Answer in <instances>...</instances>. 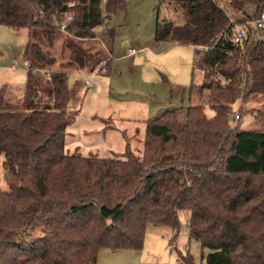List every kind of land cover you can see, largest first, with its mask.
<instances>
[{
    "label": "trees",
    "instance_id": "16d2710c",
    "mask_svg": "<svg viewBox=\"0 0 264 264\" xmlns=\"http://www.w3.org/2000/svg\"><path fill=\"white\" fill-rule=\"evenodd\" d=\"M157 1L183 19L157 22L154 39L194 46L202 80L187 91L206 89L213 113L197 103L159 110L143 119L141 154L125 139L104 157L64 146L75 112L68 103L82 85L67 76L97 70L104 58L107 68L95 30L112 35L107 19L127 0H0V24L24 31L28 65L16 96L0 85V264H94L99 248L140 250L148 225L170 229L177 263L194 264L175 246L180 211L202 264H264V28L261 37L250 25L241 41L230 39L264 0H227L229 11L217 0ZM248 99L257 103L245 109L253 126L241 127L240 113L230 125L237 101Z\"/></svg>",
    "mask_w": 264,
    "mask_h": 264
},
{
    "label": "rangeland",
    "instance_id": "374dc122",
    "mask_svg": "<svg viewBox=\"0 0 264 264\" xmlns=\"http://www.w3.org/2000/svg\"><path fill=\"white\" fill-rule=\"evenodd\" d=\"M217 1L229 11L227 0ZM248 10H251L250 5ZM182 19V13L169 2L127 0L124 10L116 11L107 19V25L113 29L112 35L105 33L101 26L97 27L95 44L102 46L105 54L110 55V65L107 71H86L79 76L75 73L78 70H73V75L67 76L68 83L76 74L89 81L88 86L78 88L77 98L68 103V108L75 110L64 133V146L69 151L77 146L84 155L111 156L115 151H122L125 139H128L130 148L141 154L143 119L157 111L197 103L204 106L206 114L213 113L206 89L192 94L187 91L190 82L199 83L202 80V72L193 62L194 47L171 40H156L153 36L157 22L180 23ZM62 38L59 35L54 39V66L59 63ZM23 42L24 31L14 32L0 24V85L7 84L5 94L8 97L16 96L25 80L26 62L21 54ZM129 46L136 49L134 53L126 52ZM12 56L17 57L18 67H4ZM240 105L243 112L239 109ZM253 105L257 103L251 99L244 103L237 101L231 110L240 113L241 127L253 126L252 115L245 111ZM229 119L230 125L236 122L231 115ZM0 176V186L6 187L1 166ZM178 219L176 248L187 251L194 264H202L198 241L187 235L186 213L180 211ZM169 235L167 227L148 225L140 264H177L176 250L170 249L168 244Z\"/></svg>",
    "mask_w": 264,
    "mask_h": 264
},
{
    "label": "built area",
    "instance_id": "2783aa9c",
    "mask_svg": "<svg viewBox=\"0 0 264 264\" xmlns=\"http://www.w3.org/2000/svg\"><path fill=\"white\" fill-rule=\"evenodd\" d=\"M66 23H67V21L63 20L61 22L59 28L62 30L65 27ZM250 25L255 27L256 30H258V36L259 37L263 36L264 7L260 10V12L257 14V16H255L254 18L244 19L243 22L239 26L235 27L233 29V31L231 32V34H230V39L233 42L241 41L243 39V37L245 36V28L250 26ZM126 52L128 54H132V53L135 52V48L129 46V47L126 48ZM106 60H107V58H104V59L100 60V62L98 63L97 69H103L104 66H105ZM4 66L6 68H13V69L18 67V59H17V57L16 56H12L11 59L4 64ZM27 67H28V65L25 64L24 68L26 69ZM31 72L33 74L40 75L42 77L48 76V71H46V69L39 68V67H32L31 68ZM77 73L79 75H84V71H78ZM82 85H84V86H88L89 85V81H88V79L86 77L82 78ZM231 116H232V119L236 120L239 117V112L238 111L231 112ZM0 179H1V176H0Z\"/></svg>",
    "mask_w": 264,
    "mask_h": 264
},
{
    "label": "crops",
    "instance_id": "0c3cea01",
    "mask_svg": "<svg viewBox=\"0 0 264 264\" xmlns=\"http://www.w3.org/2000/svg\"><path fill=\"white\" fill-rule=\"evenodd\" d=\"M109 65H110V63H109ZM109 65L107 66L106 69L104 66L103 69H105L107 71L109 69ZM10 69H13V68H10ZM97 70H99V69H97ZM78 71H75V73H77ZM84 73H86V72L84 71ZM77 74H76V77L74 75V78H78ZM79 76H81V75H79ZM82 78L83 77H80L81 83H82ZM106 125H109V124H106ZM183 212H185V211H183ZM186 220H187V214H186ZM141 256H142L141 249L140 250H137V249L109 250L108 248H99L97 253H96V258H95L94 264H140Z\"/></svg>",
    "mask_w": 264,
    "mask_h": 264
},
{
    "label": "water",
    "instance_id": "95a60500",
    "mask_svg": "<svg viewBox=\"0 0 264 264\" xmlns=\"http://www.w3.org/2000/svg\"><path fill=\"white\" fill-rule=\"evenodd\" d=\"M163 25H165V23H163ZM40 98H41V96L39 95V96H38V100H40Z\"/></svg>",
    "mask_w": 264,
    "mask_h": 264
}]
</instances>
